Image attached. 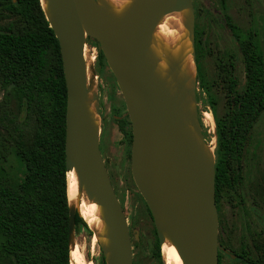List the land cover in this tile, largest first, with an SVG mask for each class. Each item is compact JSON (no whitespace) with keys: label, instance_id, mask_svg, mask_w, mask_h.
Here are the masks:
<instances>
[{"label":"water","instance_id":"water-1","mask_svg":"<svg viewBox=\"0 0 264 264\" xmlns=\"http://www.w3.org/2000/svg\"><path fill=\"white\" fill-rule=\"evenodd\" d=\"M48 4L50 18L43 11L59 44L66 87V176L75 170L88 195L103 207L109 238L106 264H132V246L126 216L100 153L99 134L85 108L88 37L98 42L124 100L131 124L130 171L151 213L159 244L164 242V231L182 264H218L222 247L214 163L194 139L201 143L186 97L168 93L153 73L154 61L146 48L162 17L173 10H191L192 0H136L119 20L97 0H48ZM76 210L69 208V242Z\"/></svg>","mask_w":264,"mask_h":264},{"label":"trees","instance_id":"trees-1","mask_svg":"<svg viewBox=\"0 0 264 264\" xmlns=\"http://www.w3.org/2000/svg\"><path fill=\"white\" fill-rule=\"evenodd\" d=\"M94 43L97 62L102 63L105 58L98 42ZM198 44L194 55L200 84ZM242 55L244 89L237 90L233 75L226 74L223 89L229 110L216 119L217 208L221 189L238 180V157L245 137L264 110L263 57L253 42L242 43ZM0 88L5 92L0 99V126L24 166L19 182L7 185L0 179V264L4 260L10 264H70L64 151L66 87L59 44L40 0H0ZM12 98L24 112L20 120L11 108ZM116 125L126 133L125 120L117 119ZM73 219L75 228H88L77 210ZM154 254L160 260L158 239ZM99 264H106L104 256Z\"/></svg>","mask_w":264,"mask_h":264},{"label":"rangeland","instance_id":"rangeland-1","mask_svg":"<svg viewBox=\"0 0 264 264\" xmlns=\"http://www.w3.org/2000/svg\"><path fill=\"white\" fill-rule=\"evenodd\" d=\"M189 13L191 46L194 53L195 43H199L196 52L201 83L199 84L194 76L193 89L187 94L184 88L179 91L178 86L181 85L175 76L166 78L167 75H164L162 81L166 83L164 85L167 87L164 88L171 96L186 97V108L200 128L197 135L202 146L205 148L213 145L212 160L215 167L216 119L227 114L229 110L223 89L224 77L226 74H232L236 80V89H244L242 43L253 42L264 60V0H192ZM85 42L89 51L87 53L93 56V65L86 67L87 73L92 75L89 81V87L93 86L90 111L101 118V129L98 133L100 153L127 219L132 264H165L162 245L160 260L154 254L157 234L152 216L130 171L131 125L128 124L124 100L105 60L102 63L97 62L94 40L89 37ZM195 74L197 76V70ZM3 94L5 92L0 88V99ZM11 108L18 120L23 118L24 112L14 98L11 99ZM180 109L185 113L183 106H180ZM117 119L125 120L126 134L119 131ZM183 119L191 127L189 118L184 116ZM190 132L193 133L191 130ZM194 139L197 140L195 136ZM238 158V180L221 189L217 208L218 241L223 249L221 264H263L264 110L257 116L245 137ZM23 170V163L15 154L14 143L6 130L0 126V179L7 185L19 182L23 177ZM231 173L232 170L228 175ZM136 231L137 238L134 237ZM70 246L78 256L80 255L83 262L90 264H99L101 256L108 255L103 240L97 237L94 240V233L83 225L77 228L72 226ZM1 264L10 262L4 260Z\"/></svg>","mask_w":264,"mask_h":264},{"label":"bare ground","instance_id":"bare-ground-1","mask_svg":"<svg viewBox=\"0 0 264 264\" xmlns=\"http://www.w3.org/2000/svg\"><path fill=\"white\" fill-rule=\"evenodd\" d=\"M97 1L104 10L111 14L116 20H119L131 8L136 0ZM41 4L46 16L50 18V7L48 0H41ZM189 21L190 13L188 9L173 10L167 13L154 28L150 40L146 46L147 51L151 53L152 59L154 61V75H156V77H158L160 80H162L164 75H167L166 78L175 76L176 81L182 86V89H185L187 94L191 91V89H193V78L196 72L194 51L193 47L191 46V36L187 27ZM87 52L89 51H87L85 46L84 68L86 84L88 88L85 108L88 118L92 126L95 128L96 133L98 134L101 129V118L98 114L90 111V105H92L91 94L93 86L91 88L89 87V81L92 79V75L87 73L86 70V67L93 65V56L89 55ZM171 84H173V82ZM172 86L173 85H171V87ZM195 141L198 143V145H201L198 140ZM204 151L211 158L214 151L213 145L209 147L206 146ZM67 197L69 208L71 210H74V208L78 209L81 218L84 220L87 227L94 233V240L96 237L101 238V240H103V246L107 248L109 246L108 224L105 220L103 207L95 198L88 195L84 184L79 181L75 170H71L67 174ZM162 234L164 238V242L162 244L164 263L182 264L174 244L164 231ZM69 261L70 264H90L83 262L80 259V255L78 256L74 248L70 246V242Z\"/></svg>","mask_w":264,"mask_h":264},{"label":"flooded vegetation","instance_id":"flooded-vegetation-1","mask_svg":"<svg viewBox=\"0 0 264 264\" xmlns=\"http://www.w3.org/2000/svg\"><path fill=\"white\" fill-rule=\"evenodd\" d=\"M131 125V124H130ZM127 133V132H126ZM125 133V134H126ZM123 134V133H122ZM100 149V148H99ZM130 155H131V138H130ZM131 159V158H130ZM221 252H223V249L222 250H219L218 252V264H221Z\"/></svg>","mask_w":264,"mask_h":264}]
</instances>
